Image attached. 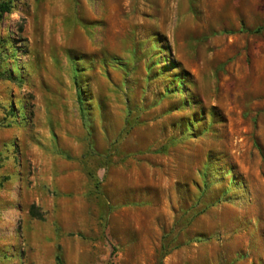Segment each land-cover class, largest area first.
Wrapping results in <instances>:
<instances>
[{"label":"rangeland","instance_id":"374dc122","mask_svg":"<svg viewBox=\"0 0 264 264\" xmlns=\"http://www.w3.org/2000/svg\"><path fill=\"white\" fill-rule=\"evenodd\" d=\"M10 1L0 264H264V0Z\"/></svg>","mask_w":264,"mask_h":264},{"label":"trees","instance_id":"16d2710c","mask_svg":"<svg viewBox=\"0 0 264 264\" xmlns=\"http://www.w3.org/2000/svg\"><path fill=\"white\" fill-rule=\"evenodd\" d=\"M10 9H11V1L10 0H0V17L4 13H8L10 11Z\"/></svg>","mask_w":264,"mask_h":264},{"label":"crops","instance_id":"0c3cea01","mask_svg":"<svg viewBox=\"0 0 264 264\" xmlns=\"http://www.w3.org/2000/svg\"><path fill=\"white\" fill-rule=\"evenodd\" d=\"M0 209H2V208H0Z\"/></svg>","mask_w":264,"mask_h":264}]
</instances>
